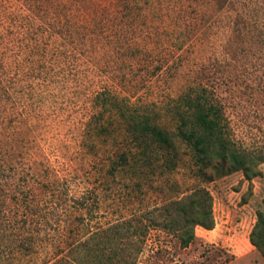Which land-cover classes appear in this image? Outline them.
<instances>
[{"label":"rangeland","instance_id":"rangeland-1","mask_svg":"<svg viewBox=\"0 0 264 264\" xmlns=\"http://www.w3.org/2000/svg\"><path fill=\"white\" fill-rule=\"evenodd\" d=\"M197 84L223 106L233 144L263 157L264 0H0V264H264L249 242L264 161L249 181L203 180L179 146L176 168L156 163L139 190L106 176L128 140L96 133L109 114L96 95L167 104ZM168 105L160 122L173 130ZM198 187L214 227L181 248L160 210ZM133 215L141 238L106 230Z\"/></svg>","mask_w":264,"mask_h":264},{"label":"trees","instance_id":"trees-1","mask_svg":"<svg viewBox=\"0 0 264 264\" xmlns=\"http://www.w3.org/2000/svg\"><path fill=\"white\" fill-rule=\"evenodd\" d=\"M95 101L97 109L109 113L106 122L100 125L99 121L94 125L96 133H122L128 140V143L119 144L120 147L110 155L113 162H108L105 171L107 177L109 175L116 178L120 175L119 178L127 189L139 190L147 181L148 170L155 167L156 163L159 164L156 168L174 170L179 160V146L188 149L189 160L203 180H213L215 176L212 177L214 174L210 171L218 170L220 174L216 176L240 171L249 181L258 174L257 164L264 161V155L257 158L254 153L241 151L233 144L223 106L205 85L189 86L177 97L167 99V104L163 101L154 103L148 99H139L136 103L129 104L126 99L122 100L107 93L97 94ZM170 102L172 104L169 106ZM165 105L169 106L174 117L173 130L167 129L160 122L162 109L166 111ZM102 116L103 114L99 117ZM211 202L209 192L198 187L186 198L166 202L160 211L174 215L170 218L165 215L159 221L160 225L174 234L180 247L185 248L195 238L194 228L213 229ZM141 222V219L133 215L110 224L106 230L114 232L118 239L124 241L132 237L141 238L142 231L138 228ZM152 222L155 221H148ZM249 242L264 260V205L256 215ZM121 251L126 253L128 248ZM118 259L121 264H132L123 259L122 255ZM95 264L103 263L97 261Z\"/></svg>","mask_w":264,"mask_h":264}]
</instances>
